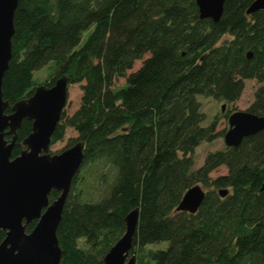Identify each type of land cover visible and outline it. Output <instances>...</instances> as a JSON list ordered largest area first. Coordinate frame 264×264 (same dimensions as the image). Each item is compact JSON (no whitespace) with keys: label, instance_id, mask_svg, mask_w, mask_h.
I'll list each match as a JSON object with an SVG mask.
<instances>
[{"label":"trees","instance_id":"1","mask_svg":"<svg viewBox=\"0 0 264 264\" xmlns=\"http://www.w3.org/2000/svg\"><path fill=\"white\" fill-rule=\"evenodd\" d=\"M253 1L225 0L217 22L200 19L195 0L18 1L2 82L6 113L62 76L69 85L83 83L79 107L62 112L51 145L73 128L74 142L84 143L80 170L104 161L115 174L96 202L81 200L80 170L73 177L56 232L60 264H104L134 208L130 255L167 242L147 252L148 263L137 256V264H264V131L208 153L198 168L194 160L201 143L224 135L218 118L205 125L199 96L232 104L244 81L256 80L246 111L264 116V10L248 15ZM138 60L141 66L127 74ZM44 67L48 76L37 84L34 73ZM118 78H125L119 87ZM31 128L22 122L13 157ZM222 166L227 173L212 178ZM196 184L206 189L200 208L178 212ZM58 195L53 191L50 201Z\"/></svg>","mask_w":264,"mask_h":264},{"label":"water","instance_id":"2","mask_svg":"<svg viewBox=\"0 0 264 264\" xmlns=\"http://www.w3.org/2000/svg\"><path fill=\"white\" fill-rule=\"evenodd\" d=\"M19 0H0V264H60L61 250L57 228L70 191L73 177L84 158V143L50 153L52 137L60 122L68 98V79L58 78L50 87L39 85L32 95L10 106L2 93V82L12 58L14 14ZM200 19L219 21L225 0H195ZM264 10V0H254L248 15ZM251 58V53L247 54ZM224 106L222 107V111ZM24 120L32 122L31 133L23 141L24 149L13 157L17 131ZM224 133L228 148H236L244 139L264 131V116L248 111H235L228 117ZM7 136L10 139H7ZM55 191L58 197L50 201ZM227 190L219 195L224 197ZM205 197L199 184L190 187L176 210L195 214ZM139 210L125 217L126 230L105 255L104 264H137L130 255L137 229ZM36 222L26 231L27 224Z\"/></svg>","mask_w":264,"mask_h":264},{"label":"rangeland","instance_id":"3","mask_svg":"<svg viewBox=\"0 0 264 264\" xmlns=\"http://www.w3.org/2000/svg\"><path fill=\"white\" fill-rule=\"evenodd\" d=\"M229 37L225 36L223 40H227ZM148 55L144 57L146 59ZM143 59V60H144ZM143 60H138L135 62L132 70L128 71L130 74L136 71L142 64ZM48 76V69L44 67L34 73V77L37 84H42ZM125 83V78H118L115 85L122 86ZM83 83L71 84L68 86V98L66 106L63 112L66 115H71L74 113L80 105L81 100V86ZM244 91L240 99L232 104H227L224 102L217 101L210 97H198V101L201 106V111L206 116L205 125L218 118V132H226L229 129L228 119L225 117L227 112L235 111H245L254 101V93L259 86L256 80H245L244 81ZM224 110L222 111V107ZM224 136V135H223ZM223 136L218 137L213 142H203L194 151L195 168L200 167L206 155L210 152L217 150H223L226 148ZM78 137V133L73 128H67L65 131V136L62 140L51 145L50 153H59L71 146H73ZM227 173V169L222 166L211 173L212 178L224 175ZM114 171L107 165L104 161L98 162L97 164H87L79 171V180H81L78 187L81 190V200L96 202L107 195V191L111 186L114 179ZM202 187V186H201ZM204 191L205 188L202 187ZM82 245V243H81ZM167 247V242H159L154 244H149L143 252H138L137 256H141L144 263H148L147 252L149 250H164ZM136 256V258H137Z\"/></svg>","mask_w":264,"mask_h":264}]
</instances>
